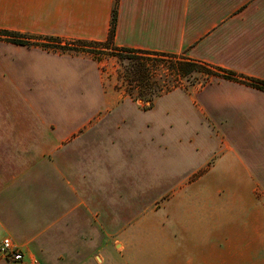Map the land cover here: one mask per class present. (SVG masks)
<instances>
[{
	"label": "crops",
	"instance_id": "1",
	"mask_svg": "<svg viewBox=\"0 0 264 264\" xmlns=\"http://www.w3.org/2000/svg\"><path fill=\"white\" fill-rule=\"evenodd\" d=\"M114 4L0 0V31L104 42ZM114 43L264 81V0H118ZM144 106L109 92L88 54L0 40V246L9 238L25 255L0 264L74 262L92 230L108 229L106 216L91 223L92 207L137 209L108 193L122 199L141 182L154 199L194 177L223 185L195 196L186 221L164 223L163 264H264V91L214 80Z\"/></svg>",
	"mask_w": 264,
	"mask_h": 264
},
{
	"label": "rangeland",
	"instance_id": "2",
	"mask_svg": "<svg viewBox=\"0 0 264 264\" xmlns=\"http://www.w3.org/2000/svg\"><path fill=\"white\" fill-rule=\"evenodd\" d=\"M39 44L41 46L46 45L49 48L56 46L52 40L46 38ZM70 44L69 42H62L64 49L69 48L72 50L69 52L88 54L100 64L104 83L109 92L126 95V90L124 87L121 88L122 82H119L118 78L123 76L124 69H130L131 67L127 59L121 63L113 53L102 49L76 48L73 45L74 43ZM137 57L139 62L146 65L150 70V76L157 80L164 89L172 86H175L174 90L180 88L189 90L193 87H202V81H196L195 77L179 79L174 72L168 70L170 66H173V60L144 54H139ZM138 177L141 181H143L142 178H145L143 176ZM194 178L190 182L182 184L170 183L164 184V186L161 184V187L155 189L153 193L154 199L148 197L146 190L142 189L144 185L141 182H138L139 192L127 193L132 197L131 199L125 197L127 194H123L124 198L120 199L113 197L112 193H108V202H114L118 207L133 205L137 209L133 213L128 211V213L121 215H103L100 213V208L92 207L90 214L91 223L98 225V222H103L104 216H106L108 229L100 232L92 230V246L89 248L76 247L74 262L67 264H163L164 223L186 221V216L184 215L185 207H194L200 202L199 199H195V196L201 192H215L223 185L205 181L194 183L196 180ZM120 185L121 183L118 184V186ZM134 186H136V183H134ZM259 190L260 188L257 189V191ZM148 208L149 212L154 209L153 215L146 214ZM109 223H114V225ZM120 225L128 226L123 230L114 229V227H119ZM104 235L105 241L103 242ZM98 242H102L103 245L102 243L101 245H93ZM64 258H60L59 264H66Z\"/></svg>",
	"mask_w": 264,
	"mask_h": 264
},
{
	"label": "trees",
	"instance_id": "3",
	"mask_svg": "<svg viewBox=\"0 0 264 264\" xmlns=\"http://www.w3.org/2000/svg\"><path fill=\"white\" fill-rule=\"evenodd\" d=\"M118 16V0H115L114 8L112 11L111 25L109 35L104 42H69L74 43L76 48L84 49H102L103 51L115 54L121 63L127 59L131 65L130 69H124L122 77H119L118 81L122 82L121 88L124 87L126 95L134 101H141L145 106L144 109L148 110L152 108L154 101L162 94L169 93L174 90L175 86L168 87L166 89L160 86V83L152 78L149 74L150 70L146 65L141 64L137 59V55H152L158 58L167 60H173V66H170L168 70L174 72L179 79H187L189 77H195L196 81H202L201 86L214 80H227L237 82L243 85L251 86L253 88L264 91V81L255 80L245 77L235 72L220 68L205 62L190 59L186 55H173L163 53H153L148 51L134 50L129 48H119L114 43L116 25ZM42 37H31L27 35H21L9 31H0V40H5L20 46H41L39 43L43 40ZM52 40L56 46L51 49L60 51H72L71 49H64L62 41L55 38H47ZM43 48H49L48 46H41ZM121 75V74H120Z\"/></svg>",
	"mask_w": 264,
	"mask_h": 264
},
{
	"label": "built area",
	"instance_id": "4",
	"mask_svg": "<svg viewBox=\"0 0 264 264\" xmlns=\"http://www.w3.org/2000/svg\"><path fill=\"white\" fill-rule=\"evenodd\" d=\"M0 254L6 262L21 263L25 259L22 249L12 243L9 238H5L0 246ZM32 264H36L33 262Z\"/></svg>",
	"mask_w": 264,
	"mask_h": 264
}]
</instances>
